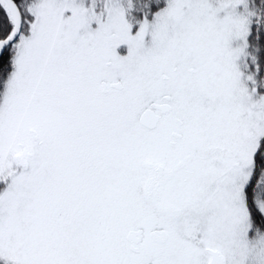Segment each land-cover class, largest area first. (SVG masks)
Masks as SVG:
<instances>
[{"label": "snow or ice", "instance_id": "1", "mask_svg": "<svg viewBox=\"0 0 264 264\" xmlns=\"http://www.w3.org/2000/svg\"><path fill=\"white\" fill-rule=\"evenodd\" d=\"M0 264H264V0H0Z\"/></svg>", "mask_w": 264, "mask_h": 264}]
</instances>
